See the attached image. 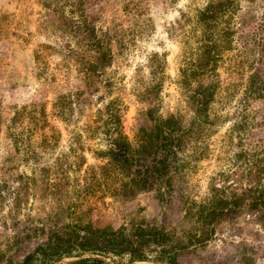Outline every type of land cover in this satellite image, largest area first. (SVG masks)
<instances>
[{"label":"rangeland","instance_id":"rangeland-1","mask_svg":"<svg viewBox=\"0 0 264 264\" xmlns=\"http://www.w3.org/2000/svg\"><path fill=\"white\" fill-rule=\"evenodd\" d=\"M207 2L82 0L77 19L85 10L83 22L95 25L112 55L94 76L93 47L45 24L36 0H0V264H23L57 223L117 229L145 222L182 239L198 235L199 206L264 185V92L247 88L248 68L220 70L225 88L211 122L193 132L163 200L158 192L113 197L102 184L115 128L133 143L139 128L174 115L190 131L195 115L178 80L188 48L197 47L190 18ZM240 2L260 18L264 0ZM195 244L187 264H264V230L248 214L215 225L208 242Z\"/></svg>","mask_w":264,"mask_h":264},{"label":"trees","instance_id":"trees-1","mask_svg":"<svg viewBox=\"0 0 264 264\" xmlns=\"http://www.w3.org/2000/svg\"><path fill=\"white\" fill-rule=\"evenodd\" d=\"M36 1L43 7L45 24L80 36L82 40L78 44L84 50L93 47L94 76L110 64L112 55L99 38L95 25L92 27L87 20L83 22L85 10L77 19L82 0ZM262 7L258 18L254 15L256 10L251 6L243 8L240 0H208L207 5L198 10L193 19L190 18L199 36L195 41L197 47L192 51L188 48L178 86L195 115L191 129L184 131L179 119L171 115L149 127L139 128L135 141L131 143L115 128V138L107 154L108 163L101 171L102 184L113 197L131 198L158 192L163 200L172 191V176L178 170L180 154L194 136L193 132L211 122L212 107L225 88L221 80L222 68L235 74L248 68L251 75L247 88L264 92V80L261 79L264 76V5ZM87 38L90 39L88 44L85 42ZM251 47L257 50L254 59L247 56ZM236 51L240 52V59L229 56ZM230 89L232 83L226 90ZM111 108L109 106L111 118L116 119ZM199 207L196 217L201 224L199 227H203L201 234L196 232L183 239L165 226L145 222L117 229L111 225H95L94 222L93 225L57 223L45 243L37 246L23 264H57L64 259L73 260L66 264H107L103 257L110 255H128L132 261L140 262L187 264L185 258L192 253L195 243L208 242L214 226L231 217L248 214L264 230L263 184L250 185L248 190L236 194L231 200L213 201Z\"/></svg>","mask_w":264,"mask_h":264}]
</instances>
